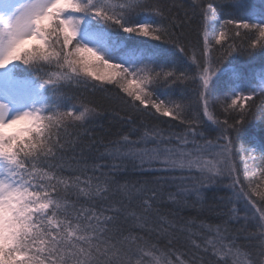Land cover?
<instances>
[{"label":"snow or ice","instance_id":"obj_1","mask_svg":"<svg viewBox=\"0 0 264 264\" xmlns=\"http://www.w3.org/2000/svg\"><path fill=\"white\" fill-rule=\"evenodd\" d=\"M182 7L0 0V264H193L190 251L264 264V117L249 131L264 68L230 59L264 57V0ZM80 88L129 110L128 131L94 157L78 143L98 114L69 94Z\"/></svg>","mask_w":264,"mask_h":264},{"label":"trees","instance_id":"obj_2","mask_svg":"<svg viewBox=\"0 0 264 264\" xmlns=\"http://www.w3.org/2000/svg\"><path fill=\"white\" fill-rule=\"evenodd\" d=\"M169 4L183 5L179 9L180 16H184V12L188 11L191 14L190 9L188 8L191 0H165ZM253 4L256 5L259 10L262 0H251ZM198 21L193 19L191 25L185 26L186 34L189 36V39L195 40V29L197 27ZM230 59L234 60L233 66H242L245 68L251 69L253 72H259L264 68V57L257 55L256 59L249 60L246 56H240L234 54ZM251 74V73H250ZM70 95H75L79 97V100L89 101L97 109L98 114L92 119V121L87 125V128L84 130H79L78 135L80 137L79 147L83 149L84 155L87 157L98 156L99 152L96 149L103 151V145L107 144L109 141L117 139L121 134L126 133L129 129L127 120L129 119V110L121 103V101L116 97L114 91L102 92V91H93L92 89H73L69 93ZM187 99L186 102L192 106L193 112L198 110V104L194 93L191 89L186 93ZM79 100L74 101V103L79 104ZM257 103H260L259 98H257ZM254 114L250 117V127L249 131L251 133H259L261 120L264 117V112H261L259 109L253 110ZM136 119V125L141 124L153 127L156 125V121L153 117L149 115L142 114H131ZM202 115V113H201ZM161 120L165 118H160ZM206 122V121H205ZM174 123V122H172ZM161 127L164 125L161 124ZM177 128H172V131L178 130ZM213 139L216 138L213 134ZM93 144L95 145L93 147ZM247 146V145H245ZM91 149V151H89ZM237 164L243 169V164L239 156L236 157ZM257 163H260L257 161ZM261 188L264 190V183H261ZM217 197H226L227 193L225 191H219L216 193ZM206 219L210 222L216 221L217 217L214 214H207ZM188 259H193V264H201L200 254L195 251H190L186 253Z\"/></svg>","mask_w":264,"mask_h":264}]
</instances>
